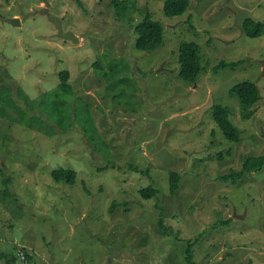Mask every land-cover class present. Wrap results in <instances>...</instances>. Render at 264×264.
Listing matches in <instances>:
<instances>
[{
  "label": "rangeland",
  "instance_id": "rangeland-1",
  "mask_svg": "<svg viewBox=\"0 0 264 264\" xmlns=\"http://www.w3.org/2000/svg\"><path fill=\"white\" fill-rule=\"evenodd\" d=\"M167 1L130 0L119 14L109 0H0V264H188V251L194 264H264V167L218 179L264 156V35L243 31L264 23V0H190L173 18ZM148 12L164 43L143 51L134 28ZM184 41L200 46L195 82L180 76ZM63 71L72 90L55 99ZM245 81L261 91L248 119L231 94ZM218 104L239 143L215 121ZM57 169L75 184L56 182ZM150 186L158 193L144 199Z\"/></svg>",
  "mask_w": 264,
  "mask_h": 264
},
{
  "label": "trees",
  "instance_id": "trees-1",
  "mask_svg": "<svg viewBox=\"0 0 264 264\" xmlns=\"http://www.w3.org/2000/svg\"><path fill=\"white\" fill-rule=\"evenodd\" d=\"M130 0H109V3L111 6L118 11L119 14H126L128 11L131 10L132 6L129 3ZM190 7V0H168L165 3L164 7V13L167 17L173 18L176 16H180L185 14ZM135 33H137L138 38L136 39V48L143 50V51H152L164 43V28L162 26V23L160 21H156L152 18L151 14L148 12L145 15V18L138 24H136V27L134 28ZM244 33L249 37H261L264 35V23L258 22L257 24L254 23L253 19H246L244 22ZM200 46L195 41H184L180 44V51H179V62H180V76L190 82L197 81L201 66H200ZM242 63L236 62V63H226L221 62L217 67H215V70L218 69H224V68H231L232 70H235L237 66H239ZM60 78V84L58 87L53 90L51 93L53 94V98H66L68 95H70L72 87L69 85V79L70 74L68 71H63L59 73ZM48 93V94H51ZM231 94L236 95L240 102V109L243 113V117L245 119H248V116H251L253 114V111L255 109V106L258 104V102L261 100V91L256 82L253 81H245L241 84H238L234 86L231 89ZM26 96V95H25ZM49 99H52V96L46 95ZM1 100H5L2 95H0ZM41 102L45 103V99H43ZM66 104V102H65ZM64 104V105H65ZM63 103H56L55 105H49L51 106V113L52 115L58 116L55 120L58 126L64 130L67 131L71 124V119L68 117L66 120L65 115L63 114V111L61 110V106ZM214 119L217 122L219 128L223 132L226 139H228L231 142L239 143L241 141V133L238 129V127L235 125V123L229 119V109L228 107L224 105H216L214 106ZM79 112L76 111V116L80 115L79 108L76 109ZM83 110V109H81ZM20 113L24 116V112L20 110ZM89 123H92L90 120H87ZM36 122V120H35ZM34 123L31 124L32 127ZM47 132L49 135H56L54 132V129L48 128L45 126ZM96 130V127H94ZM84 130L86 131L87 135V127H84ZM51 133V134H50ZM95 137V135H94ZM264 167V156H251L247 158L245 161L243 168L237 172H232L230 175L226 174L223 176L218 177V179L221 180H229L230 178L233 179V184H237L239 179H241L246 173H252L256 170H259L260 168ZM53 179L56 182H67L70 185L75 184V171L72 170H65V169H57L53 171L52 173ZM180 179L181 176L178 172H171L170 174V189L172 194H176V192L179 189L180 185ZM8 193V192H6ZM158 193L157 189L150 186L147 189H143L141 191V196L145 198H153ZM118 203H114V205H117ZM111 211H113L111 209ZM231 220L223 221L224 224H231ZM161 225H163V218L160 219ZM203 237V236H202ZM186 257L188 260V264H194L191 260L192 258V252L188 251L186 252ZM26 256H29L26 253ZM1 257V256H0Z\"/></svg>",
  "mask_w": 264,
  "mask_h": 264
},
{
  "label": "water",
  "instance_id": "water-1",
  "mask_svg": "<svg viewBox=\"0 0 264 264\" xmlns=\"http://www.w3.org/2000/svg\"><path fill=\"white\" fill-rule=\"evenodd\" d=\"M10 22L14 26L20 25V23H21L20 19L18 17L13 18L12 20H10ZM53 22L56 24V27L58 29V33H57L58 35H63L65 39L71 40L74 43L79 42V39L72 32L64 33L62 23L58 19L53 18Z\"/></svg>",
  "mask_w": 264,
  "mask_h": 264
},
{
  "label": "clouds",
  "instance_id": "clouds-1",
  "mask_svg": "<svg viewBox=\"0 0 264 264\" xmlns=\"http://www.w3.org/2000/svg\"><path fill=\"white\" fill-rule=\"evenodd\" d=\"M46 7H47V5H46ZM2 15V14H1ZM0 18H1V16H0ZM11 23V22H10ZM65 33V32H64ZM58 36H63V35H58ZM68 40V39H67ZM71 41V40H70Z\"/></svg>",
  "mask_w": 264,
  "mask_h": 264
},
{
  "label": "bare ground",
  "instance_id": "bare-ground-1",
  "mask_svg": "<svg viewBox=\"0 0 264 264\" xmlns=\"http://www.w3.org/2000/svg\"><path fill=\"white\" fill-rule=\"evenodd\" d=\"M235 69H236V68H235ZM60 182H61V181H60ZM26 258H27V257H26ZM26 258H25V259H26Z\"/></svg>",
  "mask_w": 264,
  "mask_h": 264
},
{
  "label": "flooded vegetation",
  "instance_id": "flooded-vegetation-1",
  "mask_svg": "<svg viewBox=\"0 0 264 264\" xmlns=\"http://www.w3.org/2000/svg\"><path fill=\"white\" fill-rule=\"evenodd\" d=\"M0 16H2V15L0 14Z\"/></svg>",
  "mask_w": 264,
  "mask_h": 264
}]
</instances>
